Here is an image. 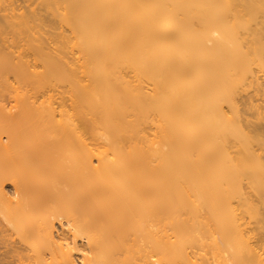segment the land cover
I'll return each mask as SVG.
<instances>
[{
  "label": "bare ground",
  "instance_id": "1",
  "mask_svg": "<svg viewBox=\"0 0 264 264\" xmlns=\"http://www.w3.org/2000/svg\"><path fill=\"white\" fill-rule=\"evenodd\" d=\"M0 264H264V0H0Z\"/></svg>",
  "mask_w": 264,
  "mask_h": 264
},
{
  "label": "rangeland",
  "instance_id": "2",
  "mask_svg": "<svg viewBox=\"0 0 264 264\" xmlns=\"http://www.w3.org/2000/svg\"><path fill=\"white\" fill-rule=\"evenodd\" d=\"M259 73V72H258ZM260 74V73H259ZM23 85V84H22ZM24 86V85H23ZM23 86H22V88H23ZM48 86V87H47ZM45 85V86H37V87H35V88H37V89H35L34 90V92H36V95H38L36 98H38V100L37 101H39L40 102V100H39V98L40 99H43V98H45L46 96L45 95H47V93L48 92H51V93H53V95L51 94V96L52 97H50V99L52 98L53 99V97H54V100L53 101H55V103L57 102L56 100H61V98H62V96L64 97V98H66V94L62 91L63 90V87L62 86H59V85H53V84H49V85ZM21 87V86H20ZM27 87H29V86H27ZM27 87H25L24 86V89L26 88L27 89ZM46 89V90H45ZM29 90H30V88H29ZM26 91V90H25ZM46 92V94L44 93V92ZM58 91H60L61 93L60 94H62V95H60L59 94V92ZM28 92H30V91H28V89H27V94H28ZM42 92V93H41ZM33 93V92H32ZM42 94V95H41ZM44 94V95H43ZM49 94V93H48ZM64 94H65V96H64ZM33 95H34V93H33ZM41 95V96H40ZM40 96V97H39ZM43 96V97H42ZM42 97V98H41ZM68 97V96H67ZM56 98V99H55ZM60 98V99H59ZM62 101H63V99H62ZM66 101H67V99H66ZM64 102H65V100H64ZM64 102H63V104H64ZM62 103V102H61ZM66 103H68V101L66 102ZM64 105H60V107L62 108ZM65 109V108H64ZM147 125H149V124H147ZM146 125V126H147ZM150 126L153 128V126H152V124H150ZM149 128V126H147V129H149L148 130V132H146L145 134L148 136V134H149V131H152V128ZM146 129V130H147ZM151 129V130H150ZM151 133V132H150ZM149 137L152 139V137L150 136V134H149ZM149 138V139H150ZM8 173L6 172V174H2V175H4V176H6ZM9 174H11L12 175V173H10L9 172ZM11 175H8L9 177L11 176ZM7 177V176H6ZM6 188H8V186L6 185ZM240 209V208H239ZM239 211V210H238ZM247 213H245V215H246ZM246 217H247V215H246ZM52 219H54V218H52ZM54 221H55V219H54ZM252 221V220H251ZM252 223V222H251ZM247 225V224H246ZM245 225V226H246ZM250 225V224H249ZM252 225V224H251ZM56 226V228L60 231L61 229H60V227L56 224L55 225ZM248 226V225H247ZM251 227V226H250ZM76 254V253H75Z\"/></svg>",
  "mask_w": 264,
  "mask_h": 264
}]
</instances>
